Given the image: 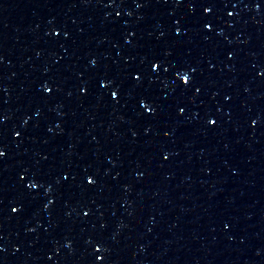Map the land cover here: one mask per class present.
<instances>
[{"label": "water", "instance_id": "water-1", "mask_svg": "<svg viewBox=\"0 0 264 264\" xmlns=\"http://www.w3.org/2000/svg\"><path fill=\"white\" fill-rule=\"evenodd\" d=\"M0 147V264H264V0H0Z\"/></svg>", "mask_w": 264, "mask_h": 264}, {"label": "snow or ice", "instance_id": "snow-or-ice-1", "mask_svg": "<svg viewBox=\"0 0 264 264\" xmlns=\"http://www.w3.org/2000/svg\"><path fill=\"white\" fill-rule=\"evenodd\" d=\"M138 6H142V5H138ZM188 6H189V8H194V7H195V5H194L193 3H191V2L189 3ZM257 7H259V5H257ZM204 11H205V12H210V11H211V8H209V7H205V8H204ZM229 15H231V13H229ZM204 26H205L206 28H210V27H211V25H210V24H207V23H206ZM179 34H180V30H179V29H176V35H179ZM231 55H232V54L229 53V56H231ZM150 63H151V69L154 70L153 73H152V76H153V79H154L155 76L159 74V66H160V65H163L164 61H163V60H157V61H153V62H150ZM91 64H92L93 66H95V65H96V61H95V60H92V61H91ZM142 70H143V69H140V70H138V71H142ZM194 72H195V69H194V68L191 69L190 72H189V71H182V72H181V71H178V72H177V76H179V77L182 79L183 85H184L185 87H187V86H189V85L191 84V82H192L191 73H194ZM129 75H132L133 81H135L137 84H139V83L142 82V77L137 76V75H135L134 73H130ZM105 81H106L107 84H111V85H115V86H116L114 90H111V91H110V96H111V98L116 99V98L120 95V91H121L123 85H122V84H117V82H116L115 79H111V80H109V79L107 78V76H105ZM101 86L104 87L105 84L102 83ZM52 90H53L52 87H50V86H48V85H45V86H44V91H45V92L51 93ZM80 90H81V92L87 94V88H86V87H82ZM196 91L199 92L200 89L197 88ZM146 101H147V103H146ZM138 104H139V107H140L141 109H144V110L147 111L149 114H152V113H154V112L156 111V109L153 108V107L149 104L148 99H147V96H142V97L139 99ZM184 111H185L184 108H180V109H179V112H180V113H183ZM208 122H209L210 124H213V125L216 123L215 120H209ZM252 123L255 124V123H257V121L253 120ZM15 134H16L17 136L20 135L19 132L15 133ZM166 135H167V133H166ZM5 155H6V152L4 151V149H3L2 147H0V158L4 157ZM165 159H167V157H165ZM25 175H26V173H25ZM63 178H64L65 180L68 179L67 176H64ZM21 179H24V176H21ZM38 183H39L38 181H36V182H31V183L28 184V187H29V188H36V187L38 186ZM88 183H89V184H95L96 181H95V179H94L93 177H89V178H88ZM52 202H53V201H50V203H52ZM18 209H19V210H22V208H21L20 205H18L17 207H13V208H12V211H13V212H17V211H19ZM85 215H87V213H85ZM2 250H3V249L0 248V251H2ZM97 250L99 251V248H98ZM96 259L101 260V259H103V257H101V256H97Z\"/></svg>", "mask_w": 264, "mask_h": 264}]
</instances>
